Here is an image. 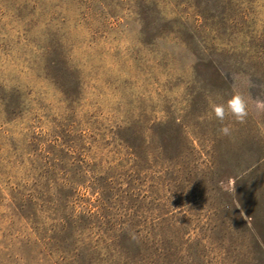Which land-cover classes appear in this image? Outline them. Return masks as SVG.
Wrapping results in <instances>:
<instances>
[{
	"label": "rangeland",
	"instance_id": "rangeland-1",
	"mask_svg": "<svg viewBox=\"0 0 264 264\" xmlns=\"http://www.w3.org/2000/svg\"><path fill=\"white\" fill-rule=\"evenodd\" d=\"M257 101L264 0H0V264H264Z\"/></svg>",
	"mask_w": 264,
	"mask_h": 264
},
{
	"label": "clouds",
	"instance_id": "clouds-1",
	"mask_svg": "<svg viewBox=\"0 0 264 264\" xmlns=\"http://www.w3.org/2000/svg\"><path fill=\"white\" fill-rule=\"evenodd\" d=\"M256 108L264 111V101H257ZM212 115L222 125L229 116L239 123H244L248 117V103L242 94H234L226 102L214 104ZM220 132L224 136L231 135V129L227 125L222 126Z\"/></svg>",
	"mask_w": 264,
	"mask_h": 264
}]
</instances>
